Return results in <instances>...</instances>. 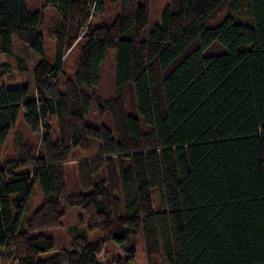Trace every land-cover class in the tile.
I'll list each match as a JSON object with an SVG mask.
<instances>
[{
  "label": "trees",
  "instance_id": "obj_1",
  "mask_svg": "<svg viewBox=\"0 0 264 264\" xmlns=\"http://www.w3.org/2000/svg\"><path fill=\"white\" fill-rule=\"evenodd\" d=\"M105 1L45 0L60 16L50 64L41 12L0 0V53L14 62L0 63V264H101L109 242L128 264L139 241L148 264H264V0H249L251 25L237 22L239 0H168L146 34L149 0H110L112 23L90 28ZM14 41L39 56L30 69ZM108 49L114 93L103 100L90 88ZM16 79L25 84L5 87ZM92 102L109 126L85 123ZM20 114L38 145L15 131L3 153ZM89 139L98 152L76 163L80 192L68 193L64 166ZM34 185L41 203L26 216ZM62 207H79L99 238L77 230L53 252L51 237L30 235L59 227Z\"/></svg>",
  "mask_w": 264,
  "mask_h": 264
},
{
  "label": "rangeland",
  "instance_id": "obj_2",
  "mask_svg": "<svg viewBox=\"0 0 264 264\" xmlns=\"http://www.w3.org/2000/svg\"><path fill=\"white\" fill-rule=\"evenodd\" d=\"M168 0H149V10H148V21L145 27V34L154 26L160 23L161 12L166 5ZM240 3V14L238 16L237 22L245 25L252 24V16L250 13L249 0H239ZM27 10L29 12L38 11L41 12L42 22L37 28L38 34L42 38V52L43 58L48 63L53 64L55 61V46L54 41L51 37V30L57 25L60 16L55 8L45 4V0H25ZM118 4L110 0H106L103 4V12L100 14H94L89 19L90 28H94L99 25H109L114 20L115 16L118 14ZM81 41H77L64 55L62 62V72L59 74L58 86L61 91H63L64 81L66 78H70L72 73L76 70L78 65L79 56V46ZM20 57L27 61L26 66L30 69L39 60L37 56L30 48L26 45L14 41L13 43V57ZM8 62L14 65L12 58L7 57L5 54L0 53V63ZM114 67H115V50L108 49L105 59L100 63L98 70V83L96 86L91 87V91L94 94L100 96L103 100H110L114 93ZM26 80L16 79L13 82H5V87H13L20 84H25ZM124 100L126 101V96L124 95ZM86 124L98 126L99 123L109 126V119L107 115L103 114L101 117L98 116L97 105L92 102L91 107L84 117ZM15 131H20L23 134V141L28 143L32 147L38 145L39 137L31 135L24 128L23 120L21 114L17 118L16 126L12 129L9 138L4 145V152H9V146H11L10 137ZM99 141L95 139L88 140L87 150L82 152L78 149L72 150L70 160L64 166L65 172V184L68 193L80 192L76 163L79 160L94 157L99 149ZM29 201L26 205L25 215L27 216L31 213L40 203L42 199L41 192L38 185H34L31 190ZM152 208L154 211L159 209L156 198L152 197ZM63 208V207H62ZM64 209V208H63ZM14 212V211H13ZM64 216L61 219V225L54 229L34 231L30 235H44L51 237L54 242V251L61 249H66L71 243L73 235L77 230L85 232L86 238L89 241L97 240L100 236L99 232H88L86 230V217L84 212L79 207H72L69 209H64ZM104 253V254H103ZM1 254V253H0ZM103 255L97 257V261L101 264H118L116 260L124 259V252L119 250L113 243H107L105 249L101 253ZM40 258H44L41 256ZM156 264H162L161 258L152 259V262ZM128 264H148L144 255L140 241L137 243L134 250V260Z\"/></svg>",
  "mask_w": 264,
  "mask_h": 264
}]
</instances>
